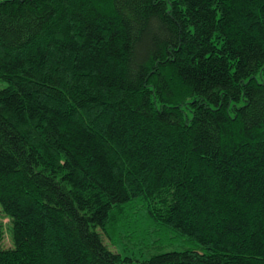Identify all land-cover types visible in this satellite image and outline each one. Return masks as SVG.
I'll use <instances>...</instances> for the list:
<instances>
[{
  "label": "trees",
  "instance_id": "obj_1",
  "mask_svg": "<svg viewBox=\"0 0 264 264\" xmlns=\"http://www.w3.org/2000/svg\"><path fill=\"white\" fill-rule=\"evenodd\" d=\"M0 79V264H264V0H0Z\"/></svg>",
  "mask_w": 264,
  "mask_h": 264
},
{
  "label": "rangeland",
  "instance_id": "obj_2",
  "mask_svg": "<svg viewBox=\"0 0 264 264\" xmlns=\"http://www.w3.org/2000/svg\"><path fill=\"white\" fill-rule=\"evenodd\" d=\"M6 86V82L2 79H0V89ZM0 225L2 228V242L1 246L4 248H8L13 246V240H12V223L10 220V217L3 212L2 207L0 205ZM112 249H114L112 246H110Z\"/></svg>",
  "mask_w": 264,
  "mask_h": 264
}]
</instances>
